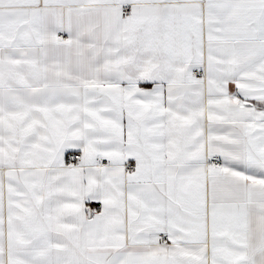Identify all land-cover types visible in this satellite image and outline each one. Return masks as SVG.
<instances>
[{"label": "snow or ice", "instance_id": "obj_1", "mask_svg": "<svg viewBox=\"0 0 264 264\" xmlns=\"http://www.w3.org/2000/svg\"><path fill=\"white\" fill-rule=\"evenodd\" d=\"M0 264H264V0H0Z\"/></svg>", "mask_w": 264, "mask_h": 264}, {"label": "crops", "instance_id": "obj_2", "mask_svg": "<svg viewBox=\"0 0 264 264\" xmlns=\"http://www.w3.org/2000/svg\"><path fill=\"white\" fill-rule=\"evenodd\" d=\"M141 87H151V85H144L142 84ZM126 123V121H125ZM72 151H76V153H79L77 150H69V153H71ZM103 163H107V160H104ZM134 160H130L129 164H131L132 168L134 169ZM95 207H97V209H99L100 205L96 204Z\"/></svg>", "mask_w": 264, "mask_h": 264}, {"label": "built area", "instance_id": "obj_3", "mask_svg": "<svg viewBox=\"0 0 264 264\" xmlns=\"http://www.w3.org/2000/svg\"><path fill=\"white\" fill-rule=\"evenodd\" d=\"M77 155H79V153H76ZM69 162H71V159H70V157H69ZM131 165V164H130Z\"/></svg>", "mask_w": 264, "mask_h": 264}]
</instances>
